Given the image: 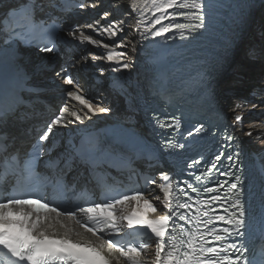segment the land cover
Listing matches in <instances>:
<instances>
[{"label": "snow or ice", "instance_id": "1", "mask_svg": "<svg viewBox=\"0 0 264 264\" xmlns=\"http://www.w3.org/2000/svg\"><path fill=\"white\" fill-rule=\"evenodd\" d=\"M101 6V0H0V36L16 38L24 43H32L37 37L44 36L45 42L38 44L40 51L55 53L58 51L55 37L61 18L50 16L49 23L48 20H38L37 12L43 13L47 8L67 14L77 10H95ZM213 7L209 0H151L150 4L148 0H129L133 14L139 11L143 16L149 9L160 13L159 16L153 15L151 24L140 33L143 39L148 38L146 33L165 40L173 39L172 33L182 40L195 38L209 29ZM109 17L110 12L104 11L99 18L92 19L85 26L92 35H86L78 24L70 28L67 34L80 44L106 50L105 57L89 52L81 57L82 63H87L89 59H106L119 65L113 71L127 70L132 66L128 53L115 51L128 47L127 37L111 44L103 42L105 36L111 40L123 33L125 20L113 19L102 26V22L108 21ZM180 19L187 22H178ZM165 20L170 22L164 24ZM142 23L137 18L134 27L138 30ZM94 35L101 39L93 38ZM131 51L136 52V47H132ZM260 54L264 55V50ZM248 55L256 56L257 49H249ZM98 70L103 74V68ZM56 76L63 78L74 89L66 91L65 95L69 101L78 102L81 106L78 110H71L69 103L60 107L54 118L46 123L23 162L19 154L8 153L9 141L14 137L0 131V164L4 166L5 176L12 174L20 177L18 187L13 188L7 196L0 195V264H253L248 255L249 249L243 242L248 225L247 201L241 167L242 153L235 132L242 127L246 116L257 112L264 116V108L253 103L243 112L233 109L232 130L225 128L221 136L222 150L214 157L211 166L201 170L199 175L193 174L189 179L180 180L176 179L175 174L160 171L161 183L158 185L155 178L145 177L146 185H156L163 194V199L155 197L164 210L163 214L153 218L136 212L117 216L114 214L116 205H122L129 199L136 200L139 207L143 191L136 190L132 196L119 194V199L105 196L100 203L92 201L79 206L63 204L56 199L47 200L40 191L41 186L34 182L33 178L39 177L37 164L42 157H51L55 149V144L46 148L45 141L55 136L61 128L67 129L77 122L83 124L85 120L91 121L93 116L111 111L109 107L99 106V102L93 106L91 99H86V94L82 93L78 77L69 74L66 68L62 67ZM261 102L264 103V98ZM7 115H0V127L7 123ZM154 123L160 129L183 135L181 120L176 116L167 119L154 117ZM207 131L200 123L187 130V137ZM244 134L252 136L253 131L250 129ZM261 138L264 136L257 137ZM186 142L179 143L175 135H165L157 151L171 154L184 149ZM69 144L70 150L66 149L55 158L44 161L45 167L57 168L63 164L55 183L44 177L45 185L52 184L54 189L66 190L65 170L71 171L74 162L88 165L93 170L96 168L98 145L85 149L83 146L77 148L71 142ZM149 156L156 158L152 153ZM222 159L228 162L223 171L217 168ZM202 160L203 157L194 159L187 167L198 168ZM214 171L226 179L212 182L211 174ZM207 183H212V186H207ZM25 187L29 190L24 191ZM193 193L198 198L194 199ZM214 204H219L223 214L212 207ZM144 205L156 212V207L148 199H144ZM217 221L226 226L219 227ZM125 228L130 231L125 232ZM89 234L95 237V241L89 238ZM141 237L148 239L142 240ZM153 237L156 239L155 258L149 262L145 256L150 246L148 241Z\"/></svg>", "mask_w": 264, "mask_h": 264}, {"label": "bare ground", "instance_id": "2", "mask_svg": "<svg viewBox=\"0 0 264 264\" xmlns=\"http://www.w3.org/2000/svg\"><path fill=\"white\" fill-rule=\"evenodd\" d=\"M89 2H94V0H89ZM148 3L150 4L151 0H148ZM101 4L102 6L95 10H77L73 13H75L74 15L79 19L80 27L85 31L86 35H92V33L87 30L85 26L90 23L92 19L99 18L104 11H109L110 17L108 21L102 22V26H106V24L110 23L113 19L125 20V31L119 33L118 37H113L111 40L105 36L103 37V42L111 44L112 41L118 42V39L127 37L128 47L118 48L115 49V51L127 52L132 66L127 70L121 69L120 71H113L112 69L119 67L115 61L109 62L106 59L96 61L102 62L106 65L104 71L109 74L113 82H115L113 92L114 97L121 100L124 104L131 100V97H133L134 102H136L138 99V86L142 78L146 77L147 74H153L152 69L154 67L155 50L158 42L157 37H152L150 34L146 33L148 38L143 39L140 33L144 31L145 27H148L151 24L153 15L157 16L158 13H155L154 9H149L143 16H140L139 11L133 14L129 8V0H101ZM113 5H115V7H112ZM137 18L143 21L138 30L134 27ZM250 18H254L253 23L249 21ZM263 24L264 0H232L227 19V26L223 35V46L229 51L233 43H241V51L238 61L233 65L235 68V71L233 72L234 74H230L231 70L228 68L229 65H225L220 75L222 79L224 81L226 80L228 83L227 86L233 85L232 88L236 89L235 85H238L242 86L244 89L243 93L238 94L239 96L237 95L238 97L235 96L234 99L230 100V104L235 105L236 102L245 99V102H243L245 104L244 107L241 109L237 108V112L246 111L253 103L264 108V103L261 102L262 98H264V79H260V76L264 72V59H262L263 56L262 58H259L258 55L254 57L248 55L249 49L257 47L253 42L255 40H257V42L260 41L254 33L264 28V26H262ZM263 36L261 40H264ZM93 38L101 39V37L95 35ZM248 39H251L250 43ZM0 47V63L6 68L20 64L27 69H31L35 62L40 61L32 56L33 53L31 50L19 49L16 44L9 46L0 44ZM91 47H93V54L95 56H106V50L103 48H96L93 45H91ZM132 47H136V52L133 53L131 51ZM243 64L245 66H243ZM245 69L248 73L244 72ZM239 70L241 71L238 72ZM237 75L246 76V78L244 77V80L241 79L242 82L237 84ZM126 114H132V111L126 110ZM248 117L246 124L244 125L243 123L242 127L237 130V133L246 144V154L254 168L260 197L264 204V140L260 141L257 139L258 136H264V116H260L257 112L256 114L248 115ZM113 118V112L93 116L91 121L85 120L83 124L78 122L76 128H82L80 126L87 127L89 125L99 126L106 122H113L115 120ZM126 127L129 128V126ZM134 128L136 131H141L143 129L141 125H136V122ZM250 129L253 131V135H245L244 133L248 132ZM160 196L161 199H163V194H160ZM151 203L156 207V212L154 213L144 205V201H139V205L141 206L139 210L145 216H148V218L159 216L161 210L164 211L160 204L156 205L157 202L153 201Z\"/></svg>", "mask_w": 264, "mask_h": 264}, {"label": "rangeland", "instance_id": "3", "mask_svg": "<svg viewBox=\"0 0 264 264\" xmlns=\"http://www.w3.org/2000/svg\"><path fill=\"white\" fill-rule=\"evenodd\" d=\"M261 58H262V56H260ZM243 66H245L244 64H243ZM241 70H239L238 72H240ZM244 71V70H243ZM244 72H246V73H248V71H246V69H245V71ZM235 87H236V89L238 88V87H240L241 89H242V92H244V89H243V87L242 86H238V85H235ZM239 96V95H238ZM238 96H236V97H238ZM235 101V100H234ZM233 101V102H234ZM260 141H263L264 140V138H261V139H259Z\"/></svg>", "mask_w": 264, "mask_h": 264}, {"label": "water", "instance_id": "4", "mask_svg": "<svg viewBox=\"0 0 264 264\" xmlns=\"http://www.w3.org/2000/svg\"><path fill=\"white\" fill-rule=\"evenodd\" d=\"M34 55H38L35 50H31Z\"/></svg>", "mask_w": 264, "mask_h": 264}]
</instances>
